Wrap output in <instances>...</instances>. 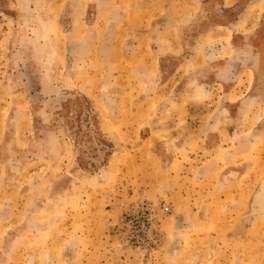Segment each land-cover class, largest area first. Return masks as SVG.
I'll return each instance as SVG.
<instances>
[{"label": "rangeland", "instance_id": "374dc122", "mask_svg": "<svg viewBox=\"0 0 264 264\" xmlns=\"http://www.w3.org/2000/svg\"><path fill=\"white\" fill-rule=\"evenodd\" d=\"M0 264H264V0H0Z\"/></svg>", "mask_w": 264, "mask_h": 264}]
</instances>
